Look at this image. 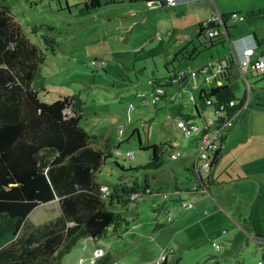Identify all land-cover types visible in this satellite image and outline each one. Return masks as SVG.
Instances as JSON below:
<instances>
[{
  "label": "rangeland",
  "instance_id": "374dc122",
  "mask_svg": "<svg viewBox=\"0 0 264 264\" xmlns=\"http://www.w3.org/2000/svg\"><path fill=\"white\" fill-rule=\"evenodd\" d=\"M83 1L6 0L13 20L42 50L41 36L33 34L32 27L44 24L57 29L60 48L56 55L48 54L42 71L50 91L47 99L52 102L61 96H81L85 103L83 128L92 136L107 138L115 154L101 169L99 180L113 189L120 178L128 186L148 178L152 194L134 209L117 204L114 211L123 218L118 233L97 242L82 240L62 264H94L99 258L96 250L103 248L104 254L110 253L113 264H161L158 262L163 256H167V264H264V243L258 242L259 238L264 240V81L259 79L255 84L252 78V109L245 112L244 122H238L254 137L248 144V156L241 158L252 169L250 177L239 182H218L207 196L209 201L189 196L181 190L196 182L189 162L196 160L198 152L194 149L195 138L185 136L177 124L196 114V108L201 113L199 125L217 120L214 109L200 99L201 90L209 93L217 82L213 73L199 75L197 70L216 63L228 52L227 46L199 38L198 27L202 23L206 27L207 11L198 7L154 3L151 9L146 1L124 2L81 16L76 6ZM228 2L234 7L261 8L264 13V0ZM239 13V17H245L238 24L242 26L250 14ZM260 20L264 24V15ZM168 30L174 32L173 37L159 40V32ZM176 68L196 76L181 87L168 86L166 98L155 105L149 83L165 86L166 78ZM232 84L237 99L244 100V81L236 77ZM141 142L145 146L177 144L183 157L174 159L175 151L166 147L161 168L142 169L152 151L141 149ZM130 153L133 158H128ZM121 166L139 170L127 172ZM194 200L198 202L194 204ZM190 202L194 207L183 209L182 205ZM208 202L218 203L223 213L213 214ZM159 208L162 210L156 212ZM59 212V204L54 202L38 208L31 219L44 223ZM191 221L199 224L188 227ZM213 243L221 249L217 251ZM169 249L175 254H168Z\"/></svg>",
  "mask_w": 264,
  "mask_h": 264
},
{
  "label": "trees",
  "instance_id": "16d2710c",
  "mask_svg": "<svg viewBox=\"0 0 264 264\" xmlns=\"http://www.w3.org/2000/svg\"><path fill=\"white\" fill-rule=\"evenodd\" d=\"M139 1L159 0H84L76 7L87 16L105 5ZM199 30L203 35V25ZM57 32L53 25L32 27V33L41 36L42 50L13 20L6 0H0V264H62L82 240L97 242L118 233L123 218L114 211L117 204L127 206L131 194L139 193L144 200L152 193L148 178L130 186L120 178L113 189L99 180L101 169L115 154L107 138L83 128L85 103L80 95L42 101L41 95L48 93L42 71L48 54L56 55L60 48ZM233 82L229 78L209 93L202 91L200 99L211 100L214 111L228 105L226 112L233 116L241 107H230L240 102ZM196 111L183 119L201 118ZM166 147L171 148L141 142V149L152 151L142 169L161 168ZM222 155L221 151L215 157L212 171ZM56 199L58 217L39 225L30 221L33 211ZM94 264H113L110 253Z\"/></svg>",
  "mask_w": 264,
  "mask_h": 264
},
{
  "label": "built area",
  "instance_id": "2783aa9c",
  "mask_svg": "<svg viewBox=\"0 0 264 264\" xmlns=\"http://www.w3.org/2000/svg\"><path fill=\"white\" fill-rule=\"evenodd\" d=\"M169 6H175L178 3V0H166ZM160 0L158 1V3ZM155 2L147 3L148 7L154 8ZM228 19L236 22L239 20V16L234 14L229 18H224L220 15L209 18L206 20L204 27L203 35L201 39L206 41H215L218 38L226 39L228 38L226 22ZM173 32L161 31L158 34V39L162 40L164 37H172ZM231 47L229 53L220 57L216 63L208 64L204 67H201L197 70L199 75H208L213 73V79L218 82L225 83L229 78L235 81V78H241L246 90V98L243 101L231 102L230 107L233 108L237 105H240V109L230 116L226 112L228 105H223L218 109H215V112L218 116L217 120H205L202 125L197 123L195 119H181L177 128L181 130L185 136L190 138H195V149L197 150V159L193 166V173L196 176V179L203 181L202 174L210 173L213 168V161L219 152L222 151L226 140L229 137L231 128L241 119L242 115L250 110V99L252 96V91L255 84L258 83L259 79L264 81V54L257 57L258 44L253 35L247 36L244 39L235 40L230 42ZM196 76V73L191 75ZM190 74L183 70L179 69L173 72L166 78V85L155 81L149 83L153 87L154 99L153 103L156 105L158 102L162 101V98H166V89L168 86H181L183 82L191 78ZM210 78V77H209ZM252 78H255L252 81ZM195 79V78H194ZM197 86L195 85V88ZM193 88V89H195ZM207 106H213L211 100L206 101ZM173 151H175L174 159H180L183 157V152L179 149L177 144L170 145ZM128 158H133L132 154H128ZM106 195H109L108 188L103 189ZM206 194H209L207 189L204 190ZM152 194V193H151ZM142 202L141 195L139 193L131 194L129 202L127 204L128 209H134L137 205ZM191 203V204H190ZM189 204L184 203L182 206L186 209L193 207V203ZM258 242L264 243V240L258 239ZM217 251L221 249V246L213 243L212 245ZM100 254H104L103 250H96V256L100 257ZM168 254H173V251L168 250ZM167 261V256H163L158 263H164ZM263 264V262H260Z\"/></svg>",
  "mask_w": 264,
  "mask_h": 264
},
{
  "label": "crops",
  "instance_id": "0c3cea01",
  "mask_svg": "<svg viewBox=\"0 0 264 264\" xmlns=\"http://www.w3.org/2000/svg\"><path fill=\"white\" fill-rule=\"evenodd\" d=\"M155 3L158 4V1ZM226 3H227V6H226ZM190 5L192 7H196V8L198 7L201 10H206L207 11V14H206L207 19L206 20H208L209 18L215 17L214 15H216V16L220 15L224 18H229L230 16H232L234 14L239 16V14H240L239 12L246 13L247 15L250 14V16H248L247 23L242 25V26H240V25L238 26V24H240L241 21L244 22L245 17L244 18L239 17V20L236 22L228 19V21L226 22V27L228 28V30H227L228 38L225 39V42H223L222 47L227 46L226 51H228L227 53H229V50L231 47V44H230L231 41H235V40L237 41L240 39H244L247 36L253 35L255 37L257 44H258L257 57L264 54V24H262V22L260 20L264 15L263 9H261V8L260 9L259 8L247 9L246 7H243V6L234 7V6L229 5L228 0H178V3H177V5H175V7H188ZM148 8H150V7H148ZM154 8H155V6H154ZM151 9H153V8H151ZM241 18H242V20H241ZM259 22H261V24ZM203 24L204 23H202L201 25H203ZM201 25H199L198 29H200ZM233 28H235V29H233ZM199 31H198V36H199ZM173 34H174V32H173ZM172 37H173V35H172ZM199 38L201 39L202 37L199 36ZM170 39H171V37H170ZM202 44L203 43H201V45ZM195 49H197L196 46H195ZM194 52H196V50H194ZM193 54H194L193 52H192V54H189L190 55L189 58H192ZM176 70H178V68H176ZM188 81L189 80H186L185 82H183L181 84V86L184 85L185 83H187ZM222 84H223L222 82L218 81L216 86H221ZM46 90L48 93H44L45 95H43L42 101L46 102V103L55 102V101H52V102L48 101L47 97L50 94V91H49V89H47V86H46ZM202 91H205V90L202 89L201 92ZM167 93H168V90L166 89V95H167ZM198 112H199V109H198ZM194 114L195 113H192L191 115H194ZM244 118H245V116L243 117V119H240V121L241 120L243 121ZM238 122L235 124L233 130L230 132L229 137H228L227 141L225 142L224 147L222 149L223 155H222L219 163L213 169V171H211L210 173H203L202 174V178H203L202 182L199 181L198 179H196V176L194 175V178L196 179L195 184L194 185L188 184L186 187H184L181 190L183 193L189 194V196L190 195L197 196V197L199 196V197H201L202 200H204V199L208 200L207 196H211V190L213 189V186L216 185L218 182H221V183H228V182H232V181L239 182L242 179H246V178L250 177L248 172H250L252 169H249L250 167L246 166L245 161L241 162V158L244 154L248 156V154H249L248 151H250V148H248V144L251 142V140H254V137L252 136V133L250 132L249 128H246L245 132H244V128L242 126H238V125H240V123H238ZM245 127H246V125H245ZM256 137H258V135ZM194 149H195V147H194ZM196 159H197V157H196ZM195 162H196V160L194 158L192 160H190V162H189L190 163V165H189L190 170L189 171H191L192 173H193V166H194ZM205 189H207L209 191V194L205 193V191H204ZM256 190H257V188H256ZM262 193H263V190L260 191V197L262 196L261 195ZM180 200L182 201L183 199L180 198ZM54 202H57V204H58L59 200L56 199V200L52 201L51 203H54ZM193 202H194V204H196L198 202V200H194ZM51 203H49V204H51ZM49 204H46V205H49ZM194 204H193V207H194ZM42 206H44V205H42ZM193 207H191V208H193ZM207 207H209L210 209H213V214L221 215L220 213H223V209L218 205V203L214 202V204H213L212 202H210L207 205ZM38 208H40V207H38ZM163 209H165V208H163ZM183 209H186V208L183 207ZM35 211H33V213ZM32 214L29 217L30 221H32V219H31ZM59 215H60V212H59L58 216ZM46 222H48V221H46ZM33 223L36 225L43 224L42 221L39 223H35V222H33ZM197 224H199L198 221H191V223H189L188 227H193ZM231 224H233V222H231ZM182 228H185V227H182ZM244 230H247V227H244ZM178 233L180 234L181 231H179ZM257 236H255L254 238L255 239L258 238ZM85 241H88V240H85ZM103 251H104V248H103ZM173 254H175V253L173 252Z\"/></svg>",
  "mask_w": 264,
  "mask_h": 264
},
{
  "label": "water",
  "instance_id": "95a60500",
  "mask_svg": "<svg viewBox=\"0 0 264 264\" xmlns=\"http://www.w3.org/2000/svg\"><path fill=\"white\" fill-rule=\"evenodd\" d=\"M160 4H161V6H163V7H166V6H168V3H167V1L166 0H160V2H159Z\"/></svg>",
  "mask_w": 264,
  "mask_h": 264
}]
</instances>
